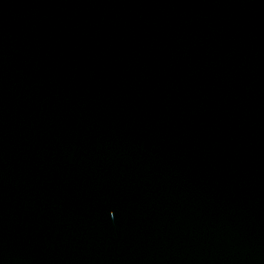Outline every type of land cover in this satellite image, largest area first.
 I'll return each instance as SVG.
<instances>
[{"label": "water", "instance_id": "water-1", "mask_svg": "<svg viewBox=\"0 0 264 264\" xmlns=\"http://www.w3.org/2000/svg\"><path fill=\"white\" fill-rule=\"evenodd\" d=\"M0 264H264V0H0Z\"/></svg>", "mask_w": 264, "mask_h": 264}]
</instances>
